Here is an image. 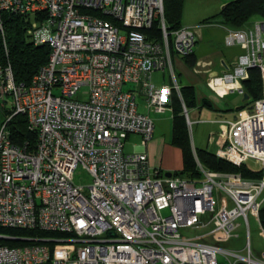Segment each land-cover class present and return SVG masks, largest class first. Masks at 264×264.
<instances>
[{"label":"built area","instance_id":"built-area-1","mask_svg":"<svg viewBox=\"0 0 264 264\" xmlns=\"http://www.w3.org/2000/svg\"><path fill=\"white\" fill-rule=\"evenodd\" d=\"M164 3L0 0L6 53L4 12L29 18L27 36L51 50L29 85L16 81L10 63L0 64L6 113L0 125V226L68 234L79 244L69 259H54L45 244L0 245V264H220L219 254L234 258L233 264H264L250 250L242 256L199 241L218 234L237 239L244 227L249 235V214L259 216L264 205V19L252 28H227L226 45L243 52L233 69L209 82L217 94L244 97L243 81L250 70L259 71L262 95L249 115L216 120L223 139L216 156L254 172L253 162L261 178L210 171L200 162L198 179L167 177L146 152L125 153L131 135L141 136L146 147L154 134L153 119L139 112L138 94L155 113L172 114V92L180 93L173 58L193 55L198 41L192 27L168 28ZM156 22L159 38L146 33ZM208 66L197 62L195 71ZM166 70L175 86L157 87L152 74ZM17 115H25L37 135L32 152L28 143L11 140L9 123ZM78 169L91 184L75 183ZM182 229L199 233L185 238Z\"/></svg>","mask_w":264,"mask_h":264},{"label":"trees","instance_id":"trees-1","mask_svg":"<svg viewBox=\"0 0 264 264\" xmlns=\"http://www.w3.org/2000/svg\"><path fill=\"white\" fill-rule=\"evenodd\" d=\"M164 5V16L168 28L171 31L180 29L182 27L180 19L183 12L181 0H165ZM255 13H258L262 18H264V0H232L223 8L219 15L226 25L233 29H241ZM1 17L5 26L8 53H6L2 37L0 36V64L7 65L10 63L13 68L16 81L29 85L38 70L47 64L51 53L50 47L47 45L36 46L27 36L26 33L30 24L29 18L11 12L2 13ZM146 33L158 38L161 37L162 33L159 30V23L156 22L151 32L147 31ZM250 72L252 75L249 80L245 81V87L247 88V92L253 98V101H257L262 95L261 76L259 71L256 69H252ZM189 91V88L181 89V95L187 108L195 105V97ZM181 106L183 107V105ZM173 118V144L181 148L185 154L183 171L174 173V175L190 180H194L196 178L198 179L200 178V173L196 168L193 152L191 151L186 118L182 115V111L179 109L176 110ZM9 129L11 132V140L14 144L25 146L28 143V150L30 152L36 149L37 135L36 133L30 131L28 120L25 115L15 116L9 123ZM194 153L198 158L200 157L199 160L201 159V165L203 167L205 165L204 168L207 170L214 172L238 173L248 179H257L262 177V173L260 172H253L244 166H234L233 164L206 151L195 150ZM259 218L262 226L264 227V206L260 210ZM51 236L68 238L71 235L42 232L38 230L4 228L0 226V245L9 247H24L34 244H45L44 242H41V239L50 238ZM27 238L32 241L20 240ZM48 264H51V262Z\"/></svg>","mask_w":264,"mask_h":264},{"label":"rangeland","instance_id":"rangeland-1","mask_svg":"<svg viewBox=\"0 0 264 264\" xmlns=\"http://www.w3.org/2000/svg\"><path fill=\"white\" fill-rule=\"evenodd\" d=\"M232 0H181L183 6V12L180 19L182 27H194L195 29H201L198 33L200 35L196 49L199 47L203 52H207L212 47L218 48L226 45V37L228 36V30L225 28L222 23L223 19L220 17V13L223 10V7L229 4ZM262 18L258 13H255L248 21L247 24L250 26L254 25L255 22L261 21ZM177 21V20H176ZM178 22V21H177ZM124 34V33H123ZM177 67H175L176 70ZM178 80L180 84L186 83V75H180L178 70H176ZM164 76V78H163ZM171 74L169 70L158 71L155 75L154 80L158 83H169L171 80ZM133 85H126L125 90L133 89ZM87 88L84 90L86 91ZM243 97L239 94H230L227 96L223 102L225 106L232 109V111L224 112V118L232 119L238 115L237 107L243 104ZM202 110V112L197 108H190L191 120H200L198 124H193L190 126L188 123V137L191 144V151L193 152L194 161L196 164L197 170H199V158L194 153V148L196 150H209L210 152L215 153L217 144V135L214 132L218 131V125L213 124L211 121L217 119L220 120L219 115H222L220 112H214L209 109ZM158 116L154 117V123L157 127V134L160 133L161 136L170 137L171 126H172V115L167 112L166 114H157ZM6 119L5 111L0 107V125ZM222 120V119H221ZM215 135H213V134ZM164 138V137H162ZM210 142V144H209ZM141 141L137 136H131L127 140L125 145V153H137L138 150L142 147ZM137 151V152H135ZM204 165V164H203ZM249 165L254 169V171H260L259 165H255L253 162H250ZM235 166V165H234ZM205 167V165H204ZM238 167V166H237ZM197 179V178H196ZM75 183L79 185H89L91 184V177L87 175L82 169H78L76 172ZM264 199V194L261 196V200ZM264 206V205H263ZM165 215L168 214V211L164 212ZM260 214V213H259ZM250 234L248 235L247 228L239 230V238L237 239H225L222 234H218L213 238H203L199 241L209 242L219 244L223 248L228 250H240L242 256H248L249 250H252V258L258 259V255L264 251V237L260 235L262 230L259 226L254 223L253 218L250 216ZM199 231L196 229H182L181 234L185 238H193ZM28 239V238H27ZM28 241H32L28 239ZM46 246L50 249V252L55 254V257L58 259H69L71 258L78 247V243L69 241L67 238H59L51 236L48 242L45 243ZM54 258V259H56ZM259 260V259H258ZM218 261L220 264H233L235 261L234 258L228 260L222 254L218 255ZM244 264V263H240Z\"/></svg>","mask_w":264,"mask_h":264},{"label":"crops","instance_id":"crops-1","mask_svg":"<svg viewBox=\"0 0 264 264\" xmlns=\"http://www.w3.org/2000/svg\"><path fill=\"white\" fill-rule=\"evenodd\" d=\"M222 23L224 24L225 28H231L230 26L226 25L224 23V21H222ZM187 27H190V26H187ZM192 28H194V27H192ZM243 28H252V25L250 26L249 24H246ZM200 31H201V29H196L198 40L200 37V35L198 33ZM197 43H198V41H197ZM242 52H243V50L239 46L229 47L227 45H224V46L218 47V48L212 47L207 52H203L201 50V48L198 47L196 49V47H195L193 55L190 57H186V58L174 56V58H173V69H174V72L176 75V81L180 87V93L177 90H174L172 92V95H171V104L170 105L172 106L173 111H175V112H173L171 114L172 115V118H171L172 119V126H171L170 137L167 138L166 136H161L160 133L157 134V132H156L157 127L155 126L152 140L149 142V144L146 147L141 145L142 147L138 150V152H146L149 155L150 164L152 167L157 168V169H161L165 173L171 172L173 174L179 173V172L183 171V169H184V162H185L184 151L181 148H179L178 146L173 144V139H174V118L173 117H174L177 109L181 110L182 115L185 116L184 106L186 107V109L188 111V117L185 116V118L187 121V125L189 122H191L192 123L191 126H193V124L194 125L198 124L200 122V120H191V116H190V112H189L190 108H193V109L198 108L201 112H202V110H204L203 108L212 110V111L217 112V113L220 112L222 115H219L218 118L223 119V120H227V121H236V120H239V119L249 115V113L252 111L250 109V107L254 105V102H256V101H253V98L247 92V88L245 87L246 86L245 81H247L251 78V75H252L251 72H249L248 79L243 81V83H242V86L245 89L246 94L249 95V102H245L244 97H243V99H242L243 104H241L239 107H237L238 115L234 118V120L224 118V114H225L224 112L232 111V109L225 106L223 100L227 96H229L230 94H235V93H225L223 95H220V94H217L216 92H214L211 89V87L209 86V82H210L212 77H214L218 74H222L223 72L226 71V68H228L229 70L233 69V67L236 64L237 57ZM196 62L207 63L209 66L206 69H202V70H204L202 73H198L195 71V63ZM175 67H177L176 70H178L180 75H182V76L186 75V77H187L186 83H184V84L179 83ZM157 72L158 71L154 72L151 76V82L154 85H156L157 87H163V86L174 87L175 86V80L172 77V75H171L172 78H171L169 83H158V82H156L154 80V78H155V75ZM164 72L165 71H163V74H164ZM169 72H170V70H169ZM170 74H171V72H170ZM163 78H164V76H163ZM182 88H189L190 89L189 92L194 95L195 105H193L192 107L187 108V106L184 102V99L181 95V89ZM137 98H138L137 101L139 104V112L141 114L149 116L154 121V117L155 116L157 117L158 115H157V113H155V111L153 109L147 108L146 98L142 94H138ZM180 101H181V104H180ZM181 105H183V107ZM180 115H181V113H180ZM216 120L217 119L211 121L213 124L219 126L218 131L214 132L218 138V140L216 141L217 144H215L216 152L213 153V152H210L209 150H203V151H206V152H208L210 154H214V155H216L217 151L219 149H221L222 144H223V139L220 135V132H221L220 124L217 123ZM154 125H155V123H154ZM215 134H213V135H215ZM131 136H133V135H131ZM134 136H137L139 138V140L141 141V144H142V137L139 135H134ZM162 137H164V138H162ZM209 144H210V142H209ZM195 150L196 149L194 148V151ZM135 152H137V151H135ZM254 172H256V171H254ZM250 216L253 218L254 223L260 227V229L262 230V232H260V235H262L264 237V227L261 224L259 216L255 215L254 213L249 214V217H248L249 218V227H251ZM241 229H246V228L244 227ZM210 238H213V237H210ZM48 240H49V238H43V239H41V242L46 243V242H48ZM211 244H215V242L211 243ZM215 245L223 248V246H220L219 244H215ZM234 251H240V250H234ZM55 254H57V252H55L54 254L51 253L53 258H56ZM250 255L252 256V250H250ZM258 257H259L258 258L259 260L258 259H256V260L264 263V251L261 252L258 255Z\"/></svg>","mask_w":264,"mask_h":264},{"label":"water","instance_id":"water-1","mask_svg":"<svg viewBox=\"0 0 264 264\" xmlns=\"http://www.w3.org/2000/svg\"><path fill=\"white\" fill-rule=\"evenodd\" d=\"M227 71H229L228 68H226V71L223 72V73H226ZM244 101H245V102H249V95H248V94H245V96H244ZM250 109L252 110V109H253V106H251ZM166 175H167V177H172L173 173L169 172V173H167ZM20 240L28 241V239H20Z\"/></svg>","mask_w":264,"mask_h":264}]
</instances>
